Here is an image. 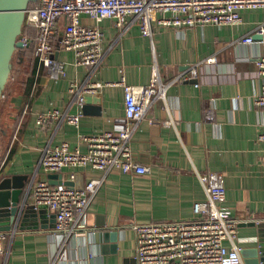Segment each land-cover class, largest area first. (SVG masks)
I'll return each mask as SVG.
<instances>
[{"label": "crops", "instance_id": "0c3cea01", "mask_svg": "<svg viewBox=\"0 0 264 264\" xmlns=\"http://www.w3.org/2000/svg\"><path fill=\"white\" fill-rule=\"evenodd\" d=\"M241 15V23L235 25L154 24L152 37L144 36L137 22L124 29L111 18L97 21L84 16L83 22L105 32L97 65H77L74 52L60 49L56 57L65 62L66 74L53 79L37 59L33 85L10 98L18 105L20 120L0 147V178L26 176L29 203L33 186L47 174L41 160L48 147L67 141L85 152L83 134L120 128L125 117L120 81L148 85L155 65L163 81L192 68L198 74L171 85L139 121L131 146L134 158L149 166V172L66 168L65 179L72 173L81 174L85 183L104 179L86 212L85 225L70 235L57 231L49 208L35 223L38 229H21L34 226L32 220L23 225L4 217L0 264H138L132 224L194 218L195 203L207 197L199 174L208 172L224 178V204L239 220L242 264L264 263V143L259 139L264 107L254 104L262 83L255 60L264 55V44L243 41L264 22V8L242 9ZM32 75L33 71L26 79ZM72 82L77 84L74 93ZM84 92L101 97V114L94 112L100 105L94 101L79 127L57 119L38 123L37 116L53 108L78 112V97Z\"/></svg>", "mask_w": 264, "mask_h": 264}, {"label": "built area", "instance_id": "2783aa9c", "mask_svg": "<svg viewBox=\"0 0 264 264\" xmlns=\"http://www.w3.org/2000/svg\"><path fill=\"white\" fill-rule=\"evenodd\" d=\"M26 15V25L36 28L35 56L43 63L53 79L66 74V64L56 57L60 49L72 51L77 65H97L103 56L105 32L99 25L86 24L83 17L97 21L111 18L120 28L137 22L144 36L152 37L153 26L184 28L207 24H239L242 9L264 8V0H35ZM64 22L61 23V20ZM59 36V37H58ZM256 36H260L256 39ZM24 45L33 39L20 37ZM246 43L264 44V22L243 39ZM261 89L254 98L257 107H264V55L256 57ZM192 68L179 76L163 81L158 67L154 66L153 81L148 85L119 83L125 88V117L118 130L83 134L87 145L85 152L63 141L48 147L41 165L48 173H62L66 168L91 166L108 172L145 173L150 171L134 158L131 140L138 123L143 119L153 101L164 98L168 88L177 81L197 77ZM72 82L70 91L76 92ZM6 97V94L4 95ZM78 100L76 113L53 108L37 116L40 124L52 119L80 126L83 116V96ZM259 139L264 143V129ZM206 199L194 205L196 216L179 221L133 223L136 232V257L138 264H242L237 242L238 222L225 206L226 186L217 172L200 173ZM75 179V174L70 175ZM103 178H94L84 188L65 184H52L48 180L37 182L32 188V204L46 205L56 215V230L70 235L85 225V215L96 196ZM229 242V244L227 243Z\"/></svg>", "mask_w": 264, "mask_h": 264}, {"label": "water", "instance_id": "95a60500", "mask_svg": "<svg viewBox=\"0 0 264 264\" xmlns=\"http://www.w3.org/2000/svg\"><path fill=\"white\" fill-rule=\"evenodd\" d=\"M33 1L35 0H0V101L4 98L8 83L12 78L15 53L17 49L25 46L20 37L26 24L27 10ZM256 37L260 38V36ZM192 81L196 82L197 79H193ZM82 96L84 99L83 113L92 112L90 104L94 101L100 104L94 112L97 114L102 113L100 96L87 92H84ZM26 178L24 175L0 178V220L6 217L13 223L21 221L23 225L27 221L32 220L31 223L34 226H21V229H38L40 226H37L35 223L44 214V209H48V206H35L28 202L29 196L27 191H24L25 182L23 181ZM44 180H48L55 185L65 184L79 189L85 186V181L81 174H75V179L70 180L65 179L63 173H48L45 175ZM53 216L56 225V215L53 214ZM262 255L264 256V251Z\"/></svg>", "mask_w": 264, "mask_h": 264}, {"label": "rangeland", "instance_id": "374dc122", "mask_svg": "<svg viewBox=\"0 0 264 264\" xmlns=\"http://www.w3.org/2000/svg\"><path fill=\"white\" fill-rule=\"evenodd\" d=\"M35 59L36 56L33 46L28 52L21 48L17 49L15 53L14 68L12 70V76L14 75L13 77L15 79L12 83H8L7 87V90L11 91V94L10 96H8L9 93L8 95L6 94V98L4 97L0 103V147H2L5 138H9L12 126L14 128L20 120L18 116V105L16 102L12 103L10 98L23 95L25 91L23 82H25L27 75L30 73ZM16 81L18 82L16 83Z\"/></svg>", "mask_w": 264, "mask_h": 264}, {"label": "trees", "instance_id": "16d2710c", "mask_svg": "<svg viewBox=\"0 0 264 264\" xmlns=\"http://www.w3.org/2000/svg\"><path fill=\"white\" fill-rule=\"evenodd\" d=\"M34 4H36V2H31V4L30 5H34ZM22 34H27V35H30L31 37H32V41H31V43L30 44H28V45H25L24 47H22V49H24L26 52H28V50H30L31 49V47L33 46V49L35 50V37H36V34H37V30H36V28H33V27H31V26H28V25H26L25 24V26H24V29H23V32H22ZM19 49H21V48H19ZM38 60H37V58L34 60V62H33V66H32V68H31V71H30V73L33 71V75H32V77H29L28 79H25V82H23V84H24V88L26 89V88H29V87H31L32 85H33V83H34V80H35V75H36V73H37V68H38ZM29 73V74H30ZM18 81H20V80H18ZM18 81H16V83L18 82ZM15 83V84H16ZM8 87V86H7ZM4 99V98H3ZM2 99V100H3ZM1 100V101H2ZM1 101H0V103H1ZM5 102V101H4ZM5 104V103H4Z\"/></svg>", "mask_w": 264, "mask_h": 264}]
</instances>
